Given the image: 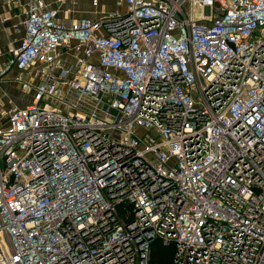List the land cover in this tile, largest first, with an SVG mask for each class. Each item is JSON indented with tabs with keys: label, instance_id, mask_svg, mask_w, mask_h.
I'll use <instances>...</instances> for the list:
<instances>
[{
	"label": "built area",
	"instance_id": "2783aa9c",
	"mask_svg": "<svg viewBox=\"0 0 264 264\" xmlns=\"http://www.w3.org/2000/svg\"><path fill=\"white\" fill-rule=\"evenodd\" d=\"M123 2L70 23L26 3L0 78L58 76L0 124V264H150L154 242L173 264H264V0Z\"/></svg>",
	"mask_w": 264,
	"mask_h": 264
},
{
	"label": "crops",
	"instance_id": "0c3cea01",
	"mask_svg": "<svg viewBox=\"0 0 264 264\" xmlns=\"http://www.w3.org/2000/svg\"><path fill=\"white\" fill-rule=\"evenodd\" d=\"M42 1L48 7L57 10L59 19L66 23L83 18L100 20L111 13H123L125 11L123 0ZM93 1H96L97 4L93 5ZM27 2L28 0H13L7 3L4 0H0V70L3 69L6 61L12 57L13 52L18 48L23 37V14ZM82 49V45L76 42H72L68 49L59 48L56 65L62 69H69L71 77L75 74L79 75L81 71L80 68L76 66V62L77 58L81 57ZM97 60V54L93 53L87 59V62L96 64ZM45 73H49L55 77L58 76V72L52 69H47ZM30 80L33 81L34 79L30 78ZM31 81H29V78H25L23 74L19 75L14 69L7 71L6 74L0 78V124L4 123L5 114L10 109L25 108L32 102V96L30 97V102L26 103L23 102V99L20 98L19 95L23 91H26V89L22 88V84L27 83L30 85V83H32ZM32 87L33 86L27 89L30 93L28 95H32ZM63 89L65 90L66 87L63 86Z\"/></svg>",
	"mask_w": 264,
	"mask_h": 264
},
{
	"label": "rangeland",
	"instance_id": "374dc122",
	"mask_svg": "<svg viewBox=\"0 0 264 264\" xmlns=\"http://www.w3.org/2000/svg\"><path fill=\"white\" fill-rule=\"evenodd\" d=\"M185 9V8H184ZM186 10V9H185ZM47 67H44V66H42V65H40V64H35V65H33L28 71H25L24 73H22L23 74V76L25 77V78H29V81H31L30 80V78L32 79H34L33 81H31L32 83H30V85L31 86H34V84L36 83V81H37V79H38V74L37 73H40V72H42V73H45L46 71H47V69H49V68H47ZM49 70H51V69H49ZM24 92V91H23ZM20 93L19 95H20V98H22L23 99V102H26V103H28V102H30V97L32 96V95H28V94H30L29 92H28V90H26L24 93ZM87 108H89V106H83V105H80L79 106V110H82V111H84L85 109H87ZM62 112H65L66 113V110H64V111H62ZM70 112H73V111H70ZM137 134L138 135H141L142 134V131H138L137 132ZM116 139H119L120 138V132L119 131H117V133H116Z\"/></svg>",
	"mask_w": 264,
	"mask_h": 264
},
{
	"label": "trees",
	"instance_id": "16d2710c",
	"mask_svg": "<svg viewBox=\"0 0 264 264\" xmlns=\"http://www.w3.org/2000/svg\"><path fill=\"white\" fill-rule=\"evenodd\" d=\"M150 264H173V247L154 242L151 248Z\"/></svg>",
	"mask_w": 264,
	"mask_h": 264
},
{
	"label": "water",
	"instance_id": "95a60500",
	"mask_svg": "<svg viewBox=\"0 0 264 264\" xmlns=\"http://www.w3.org/2000/svg\"><path fill=\"white\" fill-rule=\"evenodd\" d=\"M118 118H119V115H118V117H117V119H116V122L118 121Z\"/></svg>",
	"mask_w": 264,
	"mask_h": 264
}]
</instances>
